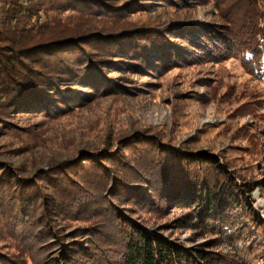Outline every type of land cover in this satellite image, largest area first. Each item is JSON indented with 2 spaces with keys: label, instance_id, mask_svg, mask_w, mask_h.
Masks as SVG:
<instances>
[{
  "label": "trees",
  "instance_id": "obj_1",
  "mask_svg": "<svg viewBox=\"0 0 264 264\" xmlns=\"http://www.w3.org/2000/svg\"><path fill=\"white\" fill-rule=\"evenodd\" d=\"M97 3L108 6L104 0H0V118L10 110L49 113L79 106L100 89L115 88L105 72L119 66L117 59L151 63L173 52L172 39L180 40L176 48L197 43L200 27L122 24L98 31L87 20L37 22V9L47 4L87 13ZM232 6L240 8L243 43L252 44L245 59L255 60L264 80V0H236ZM109 7L123 21L127 7ZM86 157L53 165L35 179L0 163V242L9 245V232L21 250L0 248V264H203L205 254L184 250L133 219L137 210L173 201L192 205L201 218L222 220V206H246V216L264 229L250 200L258 184L222 156L178 149L145 132L119 140L114 151ZM71 220L91 224L66 233L61 224Z\"/></svg>",
  "mask_w": 264,
  "mask_h": 264
},
{
  "label": "rangeland",
  "instance_id": "obj_2",
  "mask_svg": "<svg viewBox=\"0 0 264 264\" xmlns=\"http://www.w3.org/2000/svg\"><path fill=\"white\" fill-rule=\"evenodd\" d=\"M104 1L108 6L91 4L87 13L47 4L37 9V22L54 17L62 22L87 20L98 31L122 24L200 27L194 33L197 43L176 48L180 40L170 39L173 52L151 63L117 59L119 66L105 72L115 88H102L79 106L49 113L7 111L0 118V163L20 177L35 179L51 172L53 165L86 162L83 159L97 150L114 151L119 140L148 132L178 149L224 157L233 171L258 184L250 200L254 214L264 222V80L255 60L245 59L252 44L242 41L240 8L232 6L236 0ZM111 5L127 7L123 21L108 11ZM57 171L63 174L65 169ZM66 171L74 174L73 168ZM222 211L223 220L201 218L192 205L173 201L160 209L137 210L133 219L184 250L205 254L203 264L264 263V229L253 223V215L246 216V206L225 205L219 214ZM63 224L71 233L91 223ZM9 239V245L0 242V248L6 246L11 254L21 251Z\"/></svg>",
  "mask_w": 264,
  "mask_h": 264
}]
</instances>
